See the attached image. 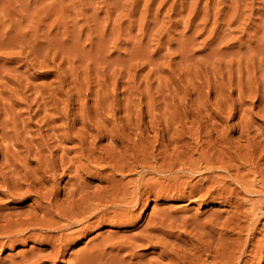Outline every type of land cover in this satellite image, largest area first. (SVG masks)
<instances>
[{"label": "rangeland", "instance_id": "1", "mask_svg": "<svg viewBox=\"0 0 264 264\" xmlns=\"http://www.w3.org/2000/svg\"><path fill=\"white\" fill-rule=\"evenodd\" d=\"M64 127L70 129L67 131ZM72 129L80 132L79 135ZM63 134L70 137L62 139ZM80 138L85 141L83 144ZM100 145V148L104 147L100 149ZM41 149L45 150L42 152ZM36 151L40 155L38 152L35 155ZM51 154L54 157L65 156L64 159L51 158ZM99 154H105L107 162L102 163L103 166L97 160L101 156ZM10 155L17 159L14 163L13 159L9 162ZM42 156L45 163L40 160ZM48 161L49 164L54 162L52 167H48ZM75 162L87 165V169L78 173L88 183V192L105 188L113 178L112 183L117 182L129 193L136 188L137 197L143 195L141 205L130 213H133V221L124 225L104 224L87 230L84 228L86 225L78 226L76 229L80 236L77 235L76 242L66 248L65 255L56 262L44 261V264L75 263V256L82 249L89 246V251L92 247L95 249L103 241L102 236L109 234L114 238L108 240L111 241L110 246L107 241L102 242L106 243L103 264H108L106 262H110L112 255L117 253L113 250L115 243L125 238V241H132L142 231V235L149 236L153 232L152 225H158L155 228L160 230L163 227L164 230L169 229L163 240L160 232L152 234L159 235V240L155 239L157 243L162 241L161 245L154 248L146 245L144 248L135 243L139 249L135 248L136 255L134 258L129 256L128 262L140 259L146 264H155V260L161 262L163 260L158 259V253L166 244L170 246L167 245V249H176L181 243L185 248L189 238L208 242H212L213 236L225 238L226 229L235 228L227 222L238 217L232 203H238L239 199L242 203L244 199L246 202L242 209L246 211L250 201H264L261 193L264 188V0H0V169H3L0 174L11 178L16 172L23 174L29 169L41 172L58 165L56 174H61L56 176L57 197L63 200L74 182L71 171L78 169ZM92 164L96 167H89ZM59 166L64 167L67 173ZM194 170L198 171L197 174ZM255 172L261 174L253 176ZM169 176H175L176 181L172 178L171 181ZM229 176L232 179L229 180ZM208 179L213 184L208 183ZM235 180L240 181L239 185ZM180 181L187 186L186 192L194 184L204 183L198 195H206L205 199L172 196L176 187L184 190ZM126 184L129 187L124 186ZM241 184H244V190ZM171 188L173 192H170ZM248 188L249 191L253 189V194L251 191L248 193ZM154 189L165 194L155 198ZM149 190L153 191L152 194ZM5 191L0 182L2 214H19L38 206L33 197L15 199ZM227 191L235 192L230 195ZM218 194L223 195L222 201L213 199ZM126 204L121 208L127 207ZM110 210L108 215L114 216L116 210ZM119 211L116 215L123 213ZM241 220L244 222L246 219L242 217ZM261 220L250 242L252 246H258L261 255L249 264H264L261 258L264 260V219ZM163 222L165 224L162 225ZM222 223L229 227L224 228ZM4 224L0 222L1 226ZM235 231L233 235L228 233L235 243L243 242L248 236L245 231L240 233L238 228ZM41 248L49 246L36 242L0 246V264H18L22 254ZM122 255L128 257L126 251H122Z\"/></svg>", "mask_w": 264, "mask_h": 264}, {"label": "bare ground", "instance_id": "2", "mask_svg": "<svg viewBox=\"0 0 264 264\" xmlns=\"http://www.w3.org/2000/svg\"><path fill=\"white\" fill-rule=\"evenodd\" d=\"M69 124V123H68ZM73 124V123H72ZM65 126V125H64ZM69 126H71V125H68V127ZM84 126H85V124H84ZM84 126H83V128H84ZM90 126V125H89ZM61 127V126H60ZM63 127V126H62ZM86 127V126H85ZM92 127V126H91ZM53 128V127H52ZM56 128L57 127H55V129L54 130H56ZM59 128V127H58ZM65 128V130H67L66 128L67 127H64ZM64 128L62 129V130H64ZM73 128V127H72ZM90 128V127H89ZM70 129V128H69ZM68 129V130H69ZM75 129V128H74ZM74 129H72V130H74ZM54 130H52V131H54ZM58 130H60V128L58 129ZM57 130V131H58ZM67 130V131H68ZM86 130H88V129H86ZM74 131H76V130H74ZM74 131H73V133H74ZM55 132V131H54ZM65 132V131H64ZM70 132V131H69ZM98 132V131H97ZM68 133V132H67ZM72 133V132H71ZM70 133V134H71ZM76 133H77V131H76ZM75 133V134H76ZM79 133L80 132H78L77 134L79 135ZM69 134V133H68ZM77 134H76V136H77ZM83 134V133H82ZM85 134H86V132H85ZM54 135V134H53ZM62 135V134H61ZM61 135H60V137H61ZM101 135V134H100ZM52 136V135H51ZM50 136V137H51ZM58 137H59V135H57ZM63 136H64V134H63ZM72 136V135H71ZM83 136V135H82ZM93 136H95V135H93ZM99 136V135H98ZM53 137V136H52ZM65 137H67V135H65L64 137H62V139L63 138H65ZM70 137V136H69ZM69 137H67V138H69ZM73 137V136H72ZM79 137V136H78ZM85 137V136H84ZM103 137V136H102ZM102 137H101V139H102ZM54 138V137H53ZM55 138H56V136H55ZM67 138H65V139H67ZM76 139H78L79 140V138H77V137H75ZM74 138V139H75ZM86 138V137H85ZM88 138H89V136H88ZM61 138H59L58 140H60ZM74 139H73V141H74ZM54 140V139H53ZM57 140V139H56ZM55 140V141H56ZM68 140H70V139H68ZM67 140V141H68ZM72 140V139H71ZM80 140H81V138H80ZM46 141V140H45ZM44 141V142H45ZM62 141V140H61ZM64 141L65 140H63V143H64ZM77 141V140H76ZM87 141V140H86ZM43 142V141H42ZM57 142V141H56ZM79 142V141H78ZM85 141L82 139L81 140V142L80 143H84ZM95 142V141H94ZM46 143H48V139H47V141H46ZM53 143H55L54 141H53ZM88 143V142H87ZM98 143H100V142H98ZM97 143V144H98ZM41 144H43V143H41ZM40 144V145H41ZM93 144V143H92ZM96 144V145H97ZM43 145H45V143L43 144ZM48 145V144H47ZM46 145V146H47ZM51 145V144H50ZM78 145H80L79 143H78ZM59 146V145H58ZM91 146V145H90ZM103 146V145H102ZM43 147V146H42ZM48 147H50V146H48ZM80 147V146H79ZM83 147V146H82ZM93 147H94V145H93ZM101 147V145L99 146V148ZM104 147V146H103ZM102 147V148H103ZM45 148V147H44ZM56 148H58V147H56ZM63 148V147H62ZM75 148H78V147H75ZM81 148V147H80ZM95 148H96V146H95ZM102 148H100V149H102ZM35 149H37V148H35ZM59 149V148H58ZM57 149V150H58ZM82 149V148H81ZM80 149V150H81ZM83 149H84V147H83ZM87 149V148H86ZM94 149V148H93ZM97 149V148H96ZM105 149V148H104ZM212 149V148H211ZM38 150V149H37ZM39 150H40V148H39ZM42 150V149H41ZM43 150H45V149H43ZM43 150H42V152H43ZM52 150H54L55 151V149H52ZM56 150V151H57ZM60 150V149H59ZM63 150H65V152H66V149H63ZM69 150V149H68ZM72 150V149H71ZM78 150V149H77ZM79 150V151H80ZM88 150V149H87ZM89 150H90V147H89ZM98 150V149H97ZM210 150V149H209ZM28 151V150H27ZM26 151V152H27ZM32 151V150H31ZM70 151V150H69ZM68 151V152H69ZM76 151V150H75ZM79 151H77V152H79ZM90 151H93V150H90ZM95 151V150H94ZM93 151V153L95 154L96 152H94ZM203 151V150H202ZM37 152L38 151H36V153H35V155H37ZM41 152V153H42ZM53 152V151H52ZM52 152H50V153H52ZM62 152H64V151H62ZM64 152V153H65ZM68 152H67V154H68ZM89 152V151H88ZM199 152V151H198ZM209 152V151H208ZM28 153H29V151H28ZM27 153V154H28ZM32 153V152H31ZM39 153V155H40V152H38ZM56 153V152H55ZM76 153V152H75ZM79 153H81V152H79ZM92 153V152H91ZM91 153H90V155H91ZM103 153H105V151L103 150ZM187 153V152H186ZM194 153V152H193ZM231 153V152H230ZM16 154V153H15ZM30 154V153H29ZM28 154V155H29ZM33 154H34V151H33ZM85 154H86V152H85ZM101 154H102V150H101ZM101 154H99V155H101ZM106 154V153H105ZM105 154H103V155H105ZM189 154V153H188ZM203 154H205V153H203ZM214 154V153H213ZM212 154V155H213ZM35 155H33L34 157H35ZM42 155H44V154H42ZM52 156H51V158L52 157H54L53 156V154H51ZM54 155H57V154H54ZM96 156H97V154H95ZM103 155H101V156H98L97 158V160H99L100 162H101V164L103 163L104 164V162L106 161V157H104ZM181 155V154H180ZM201 155V154H200ZM210 155V154H209ZM216 155V154H215ZM222 155V154H221ZM11 156V155H10ZM16 156V155H15ZM20 156V155H19ZM63 156H65L64 154H62V156H56V157H62V159H64L63 158ZM67 156V155H66ZM78 156V155H77ZM85 155H83V157H84ZM92 156H93V154H92ZM95 156V157H96ZM207 156V155H206ZM235 156V155H234ZM6 157H8V156H6ZM12 158H9V162H10V160H12L13 159V162L12 163H14V161H16L17 159H14L13 158V156H11ZM25 157V156H24ZM27 157V156H26ZM25 157V158H26ZM29 157V156H28ZM27 157V158H28ZM31 157V156H30ZM34 157H33V160H34ZM37 157V156H36ZM35 157V158H36ZM45 157H47L46 155H45ZM56 157H54V158H56ZM95 157H93V159L95 158ZM167 157V156H166ZM180 157V156H179ZM186 157H187V155H186ZM185 157V158H186ZM228 157H229V155H228ZM41 158V157H40ZM59 158L57 159V160H59ZM73 158H75V157H73ZM79 158H81V157H79ZM85 158V157H84ZM91 158V157H90ZM147 158H149V157H147ZM154 158V157H153ZM156 158V157H155ZM203 158V157H202ZM211 158V157H210ZM217 158V157H216ZM232 158V157H231ZM235 158H237V157H235ZM234 158V159H235ZM6 159V158H5ZM37 159V158H36ZM46 159V158H45ZM48 159V158H47ZM46 159V160H47ZM62 159H60V160H62ZM65 159H68V158H66L65 157ZM156 159H159V158H156ZM166 159V158H165ZM179 159V158H178ZM190 159V158H189ZM189 159H188V161H189ZM199 159L201 160V157H199ZM205 159V158H204ZM207 159V158H206ZM209 159V158H208ZM212 159H213V157H212ZM219 159V158H218ZM25 160V159H24ZM26 160H28V159H26ZM32 160V161H33ZM40 160H42V161H44V163H45V160H44V158H43V156H42V159H40ZM74 161H76L75 159H73ZM73 160L71 161V162H73ZM77 160H78V157H77ZM108 160V159H107ZM146 160V159H145ZM150 160V159H149ZM148 160V161H149ZM161 160V159H160ZM173 160H174V158H173ZM182 160V159H181ZM7 161V160H6ZM35 161V160H34ZM38 161V160H37ZM36 161V162H37ZM51 161V160H50ZM52 161H53V159H52ZM80 160H78V162H79ZM81 161L82 162H84L83 161V159L81 158ZM89 159H88V163H89ZM92 161V160H91ZM109 161V160H108ZM155 161V160H154ZM153 161V162H154ZM159 161V160H158ZM176 161H177V157H176ZM175 161V162H176ZM202 161V160H201ZM208 161V160H207ZM212 161H214V160H212ZM231 161V160H230ZM236 161V160H235ZM8 162V164H10L11 165V163H9ZM47 162V161H46ZM54 162H55V160H54ZM53 162V163H54ZM57 162V161H56ZM55 162V163H56ZM62 162V161H61ZM64 162V161H63ZM62 162V163H63ZM86 162V161H85ZM95 162H96V160H95ZM95 162H93V163H95ZM107 162V161H106ZM105 162V163H106ZM155 162H157V161H155ZM182 162V161H181ZM181 162H179V163H181ZM183 162H184V159H183ZM197 162V161H196ZM204 162V161H203ZM205 162H206V160H205ZM210 162V161H209ZM224 162V161H223ZM3 163V162H2ZM4 163H5V161H4ZM37 163H39V161L37 162ZM36 163V164H37ZM42 162H40V164H41ZM52 162L49 164V161H48V164H49V166L48 167H50L52 164H53ZM68 163V162H67ZM69 163H70V158H69ZM74 163V162H73ZM76 163V162H75ZM97 163V162H96ZM145 163V162H144ZM151 163V162H150ZM149 163V165L150 166H152L151 164ZM178 163V164H179ZM186 163V162H185ZM187 163H190V162H187ZM193 163V162H192ZM208 163V162H207ZM215 163H216V161H215ZM218 163H219V161H218ZM221 163V162H220ZM246 163H248V162H246ZM255 163V162H254ZM65 164H66V162H65ZM64 164V165H65ZM77 164V163H76ZM103 164L101 165V166H103ZM153 164V163H152ZM168 164V163H167ZM213 164H214V162H213ZM227 164V163H226ZM251 164V163H250ZM2 165V164H1ZM16 165V164H15ZM15 165H13V166H15ZM44 165V164H43ZM55 165V164H54ZM69 165V164H68ZM67 165V167H69ZM71 165V164H70ZM78 165V164H77ZM94 165H96V164H92L91 166H89V167H93ZM97 165H98V163H97ZM99 165H100V163H99ZM105 165H107V164H105ZM127 165V164H126ZM145 165V164H144ZM146 165H147V163H146ZM153 165H155V164H153ZM157 165H158V162H157ZM171 165V164H170ZM176 165H177V163H176ZM181 165H182V163H181ZM194 165V164H193ZM209 165V164H208ZM229 165V164H228ZM227 165V166H228ZM243 165V164H242ZM246 165V164H245ZM249 165V164H248ZM252 165V164H251ZM3 166V165H2ZM5 166H6V164H5ZM42 166V165H41ZM47 166V165H46ZM58 165H55V166H53V168H51V169H49V170H43V171H37L36 169H31L32 171H30V169H29V172L28 171H24V173L23 174H20V172H16L15 173V176L14 177H12L11 176V178H7V177H4V176H2L1 174H0V182L3 184V187L5 186V189H6V191L5 192H7L8 194H9V196L10 197H12V198H15V199H19V198H21V197H23V196H29V197H33L34 199H35V202H37L36 203V205H38L37 206V208H35V209H28V210H26L25 212H23V213H19V214H11V213H9L10 215H5V214H2V213H0V222L2 223V222H4L5 224L4 225H0V246H10V247H13V245H15V244H17V243H19V242H24V244H30V242L31 243H33V242H36L37 244H43V245H48L49 246V248H47V249H43V248H41V250H29V251H27L26 252V254L24 253V254H22V256H21V259H20V261H18L19 263L18 264H42L44 261H48V262H50V261H52V262H56L58 259H60L61 257H63L64 255H65V253H66V248L67 247H69V246H71V244H73V242H76V240H77V235H79L78 233H79V231H77V229H79V228H77L78 226H80V225H82V227H84L85 225V230H87L88 228H90V227H95V226H103L104 224H112V226L113 225H124L126 222H128V221H133V219H131L132 218V214H130L131 212H133V208H135L136 206H138L140 203H141V200H142V197H143V195H141L142 197H137V195L138 194H136L134 191H136V188H135V190L132 192V193H129L128 192V189L126 190V188L125 189H123V187L121 188L118 184H117V182H116V184L115 183H112L111 181H112V179H111V181H110V185L108 184V186H106L105 188H102V189H99L98 190V188H97V191H94V192H88L89 191V186H88V188L86 189V187H87V182H84V179H82V176H80V173H78V171L80 170H84L85 168H86V166L87 165H84L83 163H82V165H78V169H76L75 171H71L70 169H71V167H72V165L69 167L70 169H68V170H70L71 172H72V175H73V177H72V179H74L73 181L74 182H72V184H71V187H69V190H67V193H65V195H64V198H63V200L61 199V200H59L58 199V191H57V186H56V176H59L60 174H61V172H59L58 174H56L57 173V170H58V167H57ZM73 166H75V165H73ZM142 166V165H141ZM166 166V165H165ZM164 166V167H165ZM174 166V165H173ZM178 166V165H177ZM184 166V165H183ZM181 167V168H184L185 169V167ZM186 166H188V164L186 165ZM190 166V165H189ZM204 166L206 167V165L204 164ZM211 166H213L212 164H211ZM215 166V165H214ZM214 166H213V168H214ZM222 166V165H221ZM225 166V165H224ZM231 166V165H230ZM253 166H255V165H253ZM7 167V166H6ZM12 167V166H11ZM15 167H17V165L15 166ZM45 167V166H44ZM48 167H47V169H48ZM52 167V166H51ZM60 167V170L62 171V169L61 168H63V170H64V172H66V169H64V167H66V165L64 166V167H62V166H59ZM76 167V166H75ZM74 167V168H75ZM89 167H88V169H89ZM94 167H96V166H94ZM98 167H100V166H98ZM112 167V166H111ZM157 167V166H156ZM159 167H162V166H160L159 165ZM169 167V166H168ZM172 167V166H171ZM198 167V169L199 168H201L200 166H197ZM219 167V166H218ZM217 167V168H218ZM231 167H233V166H231ZM230 167V168H231ZM245 167V166H244ZM248 167V166H247ZM256 167V166H255ZM25 169H27V167H24ZM73 168V167H72ZM77 168V167H76ZM101 168V167H100ZM99 168V169H100ZM103 168V167H102ZM125 168V167H124ZM130 168H131V166H130ZM144 168V167H143ZM146 168V167H145ZM147 168H150V167H148L147 166ZM154 168V167H153ZM153 168H151V169H153ZM176 168V167H175ZM190 168H192L193 169V167H190ZM207 168H209V167H207ZM212 168V167H211ZM215 168H216V166H215ZM221 168H224V170H225V167H221ZM235 168V167H234ZM249 168V167H248ZM252 168V167H251ZM20 169V168H19ZM40 169V166H38V170ZM43 169V167H41V170ZM87 169V168H86ZM91 169V168H90ZM89 169V170H90ZM93 169V168H92ZM95 169H97V168H95ZM112 169H114V167H112ZM121 169V168H120ZM123 169V168H122ZM156 169V168H155ZM155 169H153V170H155ZM159 169V168H158ZM197 168H195V170H196ZM201 169H203V167L201 168ZM200 169V170H201ZM237 169V168H236ZM247 169V168H246ZM250 169V168H249ZM252 169H254V168H252ZM1 170H3V169H0V172H1ZM53 171V173H49V172H52ZM124 170V169H123ZM122 170V171H123ZM133 170V169H132ZM135 170V169H134ZM161 170H163V168L161 169ZM166 170V169H165ZM168 170H170V169H168ZM179 170V169H178ZM186 170V169H185ZM189 171H190V169H188ZM187 170V171H188ZM194 170V173L196 172V174H197V172L198 171H195ZM70 171H68V172H70ZM86 171V170H85ZM116 171V170H115ZM114 171V172H115ZM118 171V170H117ZM157 171V170H156ZM155 171V172H156ZM206 171H207V169H206ZM213 171V170H212ZM211 171V172H212ZM226 171H227V168H226ZM257 171H259L258 169H257ZM256 171V172H257ZM14 172V171H13ZM70 172V173H71ZM119 172V171H118ZM149 172V171H148ZM162 172V171H161ZM191 172H193V171H191ZM200 172V171H199ZM202 172V171H201ZM203 172H204V170H203ZM209 172V171H208ZM233 171H231V173H232ZM252 173L253 174V176H254V174H255V176L256 175H258V173H260V172H258V173ZM63 173V172H62ZM67 173V172H66ZM151 173V172H150ZM159 173V172H158ZM207 173V172H206ZM213 173V172H212ZM229 173V172H228ZM7 174V173H6ZM14 174V173H13ZM48 174H50L49 176H48ZM163 174V173H162ZM233 174V173H232ZM238 174V173H237ZM261 174V173H260ZM179 175V174H178ZM178 175H177V177L176 178H178ZM193 175V174H192ZM233 175H235V173L233 174ZM68 176V175H67ZM210 176V175H209ZM227 176H228V174H227ZM239 177H240V175H238ZM175 178V176H169V178L171 179H173L174 180V178ZM188 177H190V176H188ZM205 177H208V176H205ZM215 177V176H214ZM226 177V176H225ZM234 177V176H233ZM241 177H242V175H241ZM209 178V177H208ZM216 178V177H215ZM228 177H226L225 179H227ZM71 179V178H70ZM141 179V178H140ZM167 180H169L168 179V177L166 178ZM171 179V181H173ZM205 178H203L202 180H204ZM210 179V178H209ZM208 179V180H209ZM212 179V178H211ZM230 179H232L230 176H229V180ZM234 179V178H233ZM240 179V181H241V178H239ZM242 179H243V177H242ZM258 179V178H257ZM110 180V179H109ZM144 180V179H143ZM143 180L142 181H140V182H143ZM178 180V179H177ZM186 180H188V179H186ZM201 180V179H200ZM201 180V181H202ZM213 180V179H212ZM215 180H217V178L215 179ZM238 180V179H237ZM262 180V179H261ZM260 180V181H261ZM114 181H115V179H114ZM139 181V180H138ZM174 181H176V179L174 180ZM206 181H207V179H206ZM210 181V180H209ZM220 181V180H219ZM222 181H224V180H222ZM227 181V180H226ZM236 181V180H235ZM239 181V182H240ZM139 182V183H140ZM145 182V181H144ZM181 182V181H180ZM217 182V181H216ZM228 182V181H227ZM232 182V181H231ZM233 182H234V180H233ZM236 182H238V181H236ZM239 182L237 183L238 185H239ZM243 182V181H242ZM241 182V183H242ZM87 183V184H86ZM112 183V184H111ZM155 183V182H154ZM171 183V182H170ZM182 183V182H181ZM181 183H179V185H180V187H181ZM199 183V182H198ZM202 183V182H201ZM201 183H199V186L201 187H199V186H196V184H194V186H191V190L189 191L188 190V192H186L185 190L187 189L184 185H183V183H182V185L185 187L184 188V190L182 189H177V187H176V193H172L171 195L173 196L174 194H177L176 196H178V197H180V198H183V199H190L191 200V198H196L197 196H198V198H200L201 200L203 199H205V197H206V195H202V193H201V195H198V194H200V192L202 191V189L204 188V183L203 184H201ZM208 183H211V181L210 182H208ZM220 183V182H219ZM222 183V182H221ZM220 183V184H221ZM226 183V182H225ZM247 183H251V184H253L252 182H247ZM255 184H256V182H254ZM263 183V182H262ZM128 184H130V183H128ZM141 184V183H140ZM148 184H149V182H148ZM153 183H151V185H152ZM174 184V183H173ZM172 184V186H173V188H174V185ZM176 184V183H175ZM185 184V183H184ZM211 184H213V181H212V183ZM218 184V182L216 183V185ZM223 184V183H222ZM259 184H261V182L259 183ZM258 184V185H259ZM58 185V184H57ZM150 185V184H149ZM155 184H153V186H154ZM157 185V184H156ZM178 185V184H177ZM178 185V186H179ZM188 185H190V184H188ZM242 185H244V184H241V186ZM248 185V184H247ZM254 185V184H253ZM27 187L23 192H20V190H22L24 187ZM122 186V185H121ZM124 186H127V184L126 185H124ZM138 186H139V184H138ZM141 186V185H140ZM144 186V185H143ZM148 186V185H147ZM159 186V185H158ZM157 186V187H158ZM172 186H170V187H172ZM206 186V185H205ZM210 186H213V185H210ZM215 186V185H214ZM213 186V187H214ZM246 186V185H245ZM255 186H257V184L255 185ZM262 186V185H261ZM264 186V185H263ZM127 187H129V185L127 186ZM145 187V186H144ZM150 187H152V186H149V188ZM203 187V188H202ZM249 187V186H248ZM65 188V187H64ZM139 188H141V187H139ZM143 188V187H142ZM169 188V187H168ZM167 187H166V189H168ZM173 188H171V190L173 189ZM242 188H243V190H244V187L242 186ZM250 188V187H249ZM249 188L247 189V191H248V193L251 191H249ZM132 189H134V188H132ZM152 189H153V187H152ZM165 189V188H164ZM188 189H190V186H189V188ZM211 189V188H210ZM245 189H246V187H245ZM261 189V188H260ZM258 190V191H261V190ZM13 190H16V191H13ZM88 190V191H87ZM94 190V189H93ZM92 190V191H93ZM130 190V189H129ZM138 190V189H137ZM141 190V189H140ZM146 190H148V189H146ZM161 190V189H160ZM162 190H163V188H162ZM169 190V189H168ZM204 190H206V189H204ZM234 190V189H233ZM150 191V193H151V191L152 190H149ZM157 191H159V190H157ZM165 191H167V190H165ZM174 191H175V189H174ZM240 191V190H239ZM242 191V190H241ZM246 191V190H245ZM252 191H253V189H252ZM250 192V193H252L253 194V192ZM258 191H257V193H258ZM139 192V191H138ZM153 192V191H152ZM154 192H155V189H154ZM170 192H173V190L172 191H170ZM228 192V191H227ZM233 192H235V191H233ZM233 192H230L231 194L233 193ZM150 193H148V196H149V194ZM161 193H164L165 194V192H163V191H161ZM160 191L159 192H155V193H153L154 194V196H155V198H157L160 194ZM204 193V192H203ZM213 193V192H212ZM211 193V194H212ZM229 193V192H228ZM229 193V194H230ZM247 193V192H246ZM261 193L264 195V188L262 189V191H261ZM136 194V195H135ZM141 194V193H140ZM143 194V193H142ZM152 194V193H151ZM170 194V193H169ZM208 194V193H207ZM209 194H210V192H209ZM230 194V195H231ZM234 194V193H233ZM236 194V193H235ZM135 195V196H134ZM145 196L144 197H146V194H144ZM163 195V194H162ZM168 195V194H167ZM166 195V196H167ZM219 195V194H218ZM245 195V194H244ZM161 196V195H160ZM170 196V195H169ZM210 197L211 196H214V195H209ZM220 196V197H219ZM219 196H215V197H213V199L214 198H217V199H219V200H223L224 199V197H223V195L221 196V195H219ZM227 196V195H226ZM233 196V195H232ZM236 196H237V194H236ZM258 196H259V194H258ZM262 196V195H261ZM234 197V196H233ZM148 198V197H147ZM177 198V197H176ZM223 198V199H222ZM229 198H230V196H229ZM197 199V198H196ZM207 199V198H206ZM226 199H228V198H226ZM248 199V198H247ZM193 200V199H192ZM195 200V199H194ZM202 200V201H203ZM233 200V199H232ZM232 200H230V202L232 201ZM244 200V199H243ZM242 200V203H240L239 201H240V199H239V201H237L238 203H232V205H234V209L236 210V215L238 216V217H234V218H232V220H229V222H227L229 225L230 224H233V226H235V228L233 227V229L231 230V229H226V233H224L225 235H226V237L224 238V237H216V238H214V236H213V240H215V241H217V242H215V241H213L212 239V242H208V241H205L204 239H201V238H199V239H194V238H189V241H187V243L185 242V248L184 247H182V246H184V245H181L180 244V246H178V247H175L176 249H167L166 248V246L168 245V244H166L165 246H164V248H162V252L161 253H158L159 255V258L158 259H162L163 261H161V262H156V260L154 261V263L155 264H249V263H252L253 261H255V259L258 257V255H261V251H260V249L258 248V246H252L251 245V241H252V239H251V236L255 233L254 231L256 230V228L261 224V219H264V201H261V200H259L260 202H255V201H250V203L248 202V200H247V202L249 203L248 205H249V207H248V209L246 210V211H244L242 208H244V206H245V202ZM220 201V202H221ZM143 202H144V200H143ZM219 202V201H218ZM229 202V201H228ZM127 203V204H126ZM244 203V204H243ZM122 204H126V205H128L127 207H122V208H124V209H122L121 208V206H123ZM143 204V203H142ZM145 204V203H144ZM141 205V204H140ZM248 205H246V206H248ZM233 207V206H232ZM111 208H114V210H116V214H118L117 213V211L118 210H122L121 212H123L122 214L120 213V211H119V213L121 214H119V215H116V214H114V216H109L108 215V213L109 212H111ZM110 210V211H109ZM136 210V209H135ZM109 211V212H108ZM232 212H234V211H232ZM16 213H18V212H16ZM161 214H163V213H161ZM234 214V215H235ZM131 215V216H130ZM166 215V214H165ZM109 216V217H108ZM163 216V215H162ZM166 217V216H165ZM231 217H233V216H231ZM243 217V218H245L246 220L243 222L242 220H241V218ZM159 218V217H158ZM168 218V217H167ZM216 218V217H215ZM228 218V217H227ZM230 218V217H229ZM153 219V218H152ZM90 220H94V221H90ZM156 220V219H155ZM164 220V219H163ZM175 220V219H174ZM173 220V221H174ZM152 222H155L154 220H151ZM150 221V222H151ZM183 221V220H182ZM185 221V220H184ZM196 221H199V220H196ZM216 221V220H215ZM214 221V222H215ZM223 221H225V220H223ZM86 222H91L89 225H87V224H85ZM157 223H161V221H156ZM172 222V221H171ZM176 222V221H175ZM186 222V221H185ZM209 222V221H208ZM214 222H212V223H214ZM225 222V223H226ZM130 223H132V222H130ZM129 223V224H130ZM167 223V222H166ZM195 223H198V222H195ZM206 223V222H205ZM243 223H245V224H243ZM248 223V224H247ZM128 224V223H127ZM128 224V225H129ZM150 224V223H149ZM153 224H156V223H153ZM163 224H165L164 222L162 223V225ZM176 224V223H175ZM183 224H184V222H183ZM188 224V223H187ZM216 224H217V221H216ZM216 224H214L215 226H217ZM222 224H224V223H222ZM228 224H226V226H228ZM84 225V226H83ZM157 225V224H156ZM159 225H161V224H159ZM161 225V226H162ZM169 225V224H168ZM198 225H199V223H198ZM207 225V224H206ZM148 226V225H147ZM146 226V227H147ZM177 226V225H176ZM195 224H194V228H195ZM205 226V225H204ZM208 226H210V225H208ZM215 226H214V228H215ZM218 226H219V223H218ZM223 226H225V224L223 225ZM226 226L224 227V228H226ZM109 227H111V225H109ZM109 227H107V228H109ZM154 227V228H153ZM155 227H158V225L157 226H155V225H152V229H151V232L152 233H150L151 235H149L148 236V234L147 235H142L143 234V231L141 232L142 234L141 235H136L133 239H132V241H129L128 239L125 241V239H123L124 241H120V242H117V243H115L114 244V246L113 245H111V247H109L110 245H109V243L111 242V241H109L108 242V240L110 239V238H112L109 234L108 235H103L102 236V238H103V241L105 242V241H107L108 243V247L111 249L112 248V246L114 247L113 248V250L115 251L116 250V252L117 253H114V251H112V253H114V256L112 255V258L110 259V262L112 263V264H146L145 262H143V259H140V261L138 260V262H128V260H126V259H128L129 258V256H133V258H134V256L136 255V253L134 252V250H135V248H136V250L137 249H139L138 248V246H136L135 245V243H140V245L139 246H141V247H146V245L147 246H151V247H157V246H159V245H161V242L159 243H157V239H158V237H159V235L161 234V236H163L164 234H166L167 235V233H168V230H167V228L164 230V227L162 228L163 230H160V228H155ZM160 227V226H159ZM165 227H167L166 225H165ZM185 227V226H184ZM207 227V226H206ZM229 227V226H228ZM231 227V226H230ZM263 227H264V223H263ZM77 228V229H76ZM149 228H150V226H149ZM149 228H147L148 229V231H149ZM202 228V227H201ZM200 228V229H201ZM213 228V229H214ZM236 228H238V229H240V233L242 232H247V238L245 237V239H243L242 241L243 242H239V243H235V242H233V240L230 238V236H228L229 234L228 233H232V235H233V231H235V229ZM147 229H145L144 231H147ZM177 229V228H176ZM197 229H198V227H197ZM262 229V228H261ZM80 230H81V232H80V234L83 232L82 231V229L80 228ZM112 230V229H111ZM167 230V231H166ZM170 230H171V228H170ZM173 230V229H172ZM210 230V229H209ZM211 230H212V227H211ZM221 230H222V228H221ZM225 230V229H224ZM232 231V232H229V231ZM147 231V232H148ZM156 231V232H155ZM157 231L158 232H160L159 233V235H152L154 232L155 233H157ZM166 231V232H165ZM205 231L206 232H210V231H207L206 229H205ZM213 231V230H212ZM260 231V230H259ZM78 232V233H77ZM85 232V231H84ZM171 232V231H170ZM197 232V231H196ZM206 232H205V234H206ZM217 232H219V231H217ZM222 233H223V231H221ZM221 232L219 233V235L221 236ZM238 231H237V233H239ZM172 233V232H171ZM171 233H169V235L171 234ZM214 233H216V232H213V234ZM235 233H236V231H235ZM234 233V234H235ZM158 234V233H157ZM173 234V233H172ZM174 234H175V232H174ZM173 234V235H174ZM184 234H186V233H184ZM191 234H192V231H191ZM210 234H212V232H210ZM210 234L208 233L207 235H209L210 236ZM224 234H222V235H224ZM197 235V234H196ZM200 235H201V233H200ZM206 235V236H207ZM216 235V234H215ZM224 235V236H225ZM242 235V234H241ZM80 236V235H79ZM187 236H190V235H187ZM195 236V235H194ZM199 236V235H198ZM202 236H204L203 234H202ZM212 236V235H211ZM114 237V236H113ZM120 237V236H119ZM128 237H130V236H128ZM127 237V238H128ZM169 237V236H168ZM173 237V236H172ZM182 237V236H181ZM200 237V236H199ZM205 237V236H204ZM203 237V238H204ZM250 237V238H249ZM253 237V236H252ZM155 238H157V239H155ZM160 238H162V240H163V238H164V236L163 237H160ZM207 238V237H206ZM212 238V237H211ZM242 238V237H241ZM241 238H239V239H241ZM112 239H114V238H112ZM153 239H155L156 240V242L153 240ZM182 239V238H181ZM187 239H188V237H187ZM209 239H210V237H209ZM159 240V239H158ZM183 240H185L184 238H183ZM183 240H181V241H183ZM234 240H237V239H234ZM256 240V239H255ZM102 241V240H101ZM100 241V242H101ZM102 241V242H103ZM117 241H118V239H117ZM154 241V242H153ZM167 241V240H166ZM238 241V240H237ZM100 243L99 245H97L96 246V250L92 247V250H90V251H92V252H90L89 251V248H91L90 246H89V248L88 247H86L85 249L86 250H84V249H82L80 252L81 253H79L78 255H76L75 256V259H74V261H75V263L76 264H97V263H100V264H103V255L104 256H106L105 255V246H106V243ZM169 242H171V241H169ZM183 242V243H184ZM189 242V243H188ZM215 242V243H214ZM258 242V241H257ZM256 242V243H257ZM163 243H165V241H163ZM168 243V242H167ZM253 243V242H252ZM112 244H113V242H112ZM170 244V243H169ZM178 244V243H177ZM169 246V245H168ZM172 246V245H171ZM175 246H176V244H175ZM250 246L252 247L251 249H250ZM95 247V246H94ZM140 247V248H141ZM144 247V248H145ZM170 247V246H169ZM173 247V246H172ZM171 247V248H172ZM260 247V246H259ZM87 248H88V250H87ZM107 248V247H106ZM94 249V250H93ZM156 249V248H155ZM154 249V250H155ZM159 249V248H158ZM164 249V250H163ZM84 250V251H83ZM135 250V251H136ZM161 250V249H160ZM83 251V252H82ZM122 251H126L127 252V255H128V257L127 258H125V256H121V253H122ZM95 252V253H94ZM111 252V251H110ZM109 252V253H110ZM124 253V252H123ZM111 254V253H110ZM20 257V256H19ZM109 257V256H108ZM131 258V257H130ZM262 258V262H264V260H263V257H261ZM108 259V258H107ZM139 259V258H138ZM257 259H259V258H257ZM142 260V261H141ZM107 261V260H106ZM109 261V260H108ZM152 261V260H151ZM259 261V260H258ZM110 262H106V263H110ZM75 263H72V264H75ZM104 263H105V261H104ZM110 263V264H111ZM44 264V263H43Z\"/></svg>", "mask_w": 264, "mask_h": 264}]
</instances>
